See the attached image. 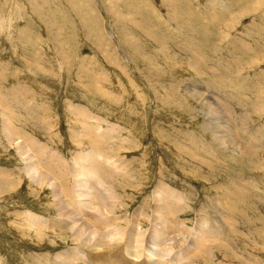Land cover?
Masks as SVG:
<instances>
[{
  "label": "rangeland",
  "instance_id": "1",
  "mask_svg": "<svg viewBox=\"0 0 264 264\" xmlns=\"http://www.w3.org/2000/svg\"><path fill=\"white\" fill-rule=\"evenodd\" d=\"M230 84L234 100L217 94ZM190 89L214 92L211 100L225 112L209 123L210 109ZM214 123L232 127L240 144H222ZM87 125L101 132L95 134L105 154L97 160L108 179L98 186L117 210H98L89 197L75 196L69 218L76 227L89 215L123 217L126 235L150 241L168 222L163 233L170 236L155 248L164 262H206L196 253L185 257L192 242H209L212 253L203 256L211 264H264V0H0V177L8 176L0 184V264H93L85 257L95 253L77 249L73 232L45 226L60 220L54 206L66 204L61 187L55 197L23 170L35 162L51 176L56 163L88 175L76 165L91 156L96 138ZM42 145L44 157L35 153ZM161 186L186 195L168 221L156 220ZM230 204L237 208L227 227L231 241L207 234L213 222L225 221L222 209ZM35 217L45 226L41 235L27 227ZM171 224L190 234L175 243ZM91 231L85 237L117 238L114 226ZM147 256L140 262L155 261Z\"/></svg>",
  "mask_w": 264,
  "mask_h": 264
},
{
  "label": "bare ground",
  "instance_id": "2",
  "mask_svg": "<svg viewBox=\"0 0 264 264\" xmlns=\"http://www.w3.org/2000/svg\"><path fill=\"white\" fill-rule=\"evenodd\" d=\"M224 2H221L220 5H222ZM179 3H177V10L180 8V6H178ZM26 7V6H25ZM138 21V20H137ZM142 22V21H141ZM135 24V21L133 22ZM138 28H140L139 25H136ZM142 27V26H141ZM144 30H146V34L147 33H150L148 31V29H145L144 27L142 28ZM151 38L154 39V37L152 36ZM191 65L193 68H195L196 72L200 73V72H203L198 66L197 64L194 62V61H191ZM200 76V75H199ZM201 79V78H200ZM217 79V78H216ZM219 83V81L217 82ZM214 86H217V84H214ZM199 88V87H198ZM223 88L221 91L224 92V90L226 91L224 94H220V93H217L216 90H217V87H210L206 90H214V92H216L218 95H220L221 97H226L229 98V99H233L234 100V94L232 91L233 90V87H232V84H230L229 86H225V87H221ZM200 89V88H199ZM199 89H190V91H196L197 94L201 97H199L200 99H197V100H200L201 102L205 101L204 102V105L205 107H207L208 109H210L211 113H210V116L211 118L209 120H207L209 123L210 122H214V115H216V113H220L221 111H224L225 112V106L222 107V104L221 107L222 109L218 106V104H216V102L214 100H211L212 97H214V92H211V94L213 95H207V93H202V95H200V91ZM241 91V90H240ZM238 93H239V90H238ZM207 95V96H206ZM242 95V94H241ZM216 98H218V96H215ZM242 97V96H240ZM217 100V99H216ZM220 100V98H219ZM236 100V98H235ZM218 101V100H217ZM225 101V100H224ZM235 102V101H234ZM237 102V101H236ZM228 103V102H226ZM226 105V104H225ZM242 105V104H241ZM229 109L230 110H227V111H230L232 113V111H235L234 109V106L231 104L228 105ZM227 107V108H228ZM239 107V106H238ZM226 108V109H227ZM233 108V109H231ZM209 111V112H210ZM228 113V112H227ZM233 114V113H232ZM231 115V114H230ZM234 115V114H233ZM239 115V114H238ZM237 115V117L239 118V116ZM209 116V117H210ZM213 116V117H212ZM222 116V115H221ZM233 117V116H232ZM235 117V115H234ZM237 118V119H238ZM241 118V117H240ZM225 120V119H224ZM235 120V119H234ZM239 120V119H238ZM97 121V120H96ZM240 121V120H239ZM244 121V120H243ZM224 122V121H223ZM218 123V122H217ZM229 122H227L228 124ZM239 123H243L242 121L239 122ZM220 125V124H219ZM84 126V125H83ZM214 126L216 129H219V133L223 134L222 137L223 140L219 139L220 137L218 136V140L221 141L222 144H224L226 142V140L228 142H232V145L233 144H240V141L239 139L236 138V134H234V132H232L233 130L232 127L231 129H229L228 127L224 128L225 130H228V131H225L223 130L222 128H220L216 123H214ZM228 126V125H227ZM239 126V125H238ZM87 127L89 130H88V134L89 136H92L94 135L98 130H96L97 128L92 125H87L85 126ZM209 127V126H208ZM213 128V126H211ZM230 127V125H229ZM242 127V125H241ZM93 128H96L95 129V133H93L94 131H92L91 129ZM101 127H99L98 129H100ZM234 128V126H233ZM237 128V127H236ZM5 130H8L7 126H5ZM115 129H112L110 131H113ZM235 132L237 131L235 128H234ZM246 130V129H245ZM101 130H99L100 132ZM218 131V130H217ZM233 134H232V133ZM101 133V132H100ZM98 134V135H101V134ZM96 134L94 136H96ZM220 135V134H219ZM102 136V135H101ZM236 138V139H235ZM240 138V137H239ZM248 139V138H247ZM259 139V138H258ZM257 139V140H258ZM13 140V139H12ZM92 142H93V145H92V148H91V151H90V154L91 156H83L81 157V160L76 162V165H78V170H81L82 172H85L86 174L88 173V175H71V173L73 172H76L77 169L75 168V166L71 167L70 168V171L69 170H65L63 168L64 165L60 164V165H57L56 163H53L52 167L54 169V172L56 173L55 175H48V172H49V168L48 166H45L41 167V170L43 171L44 168H46V172L45 174L43 172H40L39 171V168L38 166L36 165L35 162H33L32 166H28V165H31V163H29L28 165L25 164L26 167H23V170L26 172V175L29 177V179H31V182L35 185V186H39V187H42V186H49L55 193H54V196L55 197H58L57 193H56V188L58 187V190H60L59 188L61 187L62 191H63V194H64V197L66 199V204L64 205L63 204H60L59 201L57 203V205H55L54 207H56L57 209V212H58V217L60 220H57V219H53L52 221L50 220H46V223L45 226H51L52 224L56 223V229H59L58 231L63 233L65 231H70V232H73V236H74V240L76 242V245H77V249H79V247H85L83 249H85V252L88 250V251H91V252H94L95 253V257L94 258H91L88 254L86 255L85 259L88 260V259H91L93 261V264H183L181 263V260L180 261H162V258L155 252V248H161L162 246L165 245V242L167 241L166 237L170 234H165L163 233L164 230H168L169 229V224L168 222L162 224L160 223V227L161 229L158 230L159 234L158 235H153L151 236V239L149 241V239H141L142 237L140 236H137L136 238L135 237H130L128 235H126V231L125 230H121L120 227L121 226V220L123 219L122 218H112V216L110 218H99V217H96V216H91L89 215V217H86L87 220H86V224H82V225H79V227L77 228L76 225H77V222L76 221H73V220H70L69 218V208L70 209H75L74 208V201H73V198L76 196V198L78 197H89L92 201L90 204H93L95 206H97L98 210H103V209H106V208H109V211L110 212H114L115 209L117 210V208L114 206L113 203H111L109 201V196H105L103 193V191L99 188L98 186V182L99 184H103L105 182V178L108 179V176L106 177V175L104 174L103 175V171H102V168L101 166V163L99 165V159L97 160L98 157L102 156L103 154V150H99V148L101 149L99 145V143L97 141L98 138L96 136V138H91ZM217 140V139H215ZM100 142V141H99ZM258 143V142H255V144ZM254 144V143H253ZM259 144V143H258ZM261 144V143H260ZM226 145V144H225ZM224 145V147H225ZM24 146V145H23ZM223 146V145H222ZM236 146V145H235ZM25 147V146H24ZM99 147V148H98ZM221 147V146H220ZM228 147V146H227ZM21 148V146H20ZM22 150V148H21ZM27 150V149H26ZM26 150H23L21 151L20 153L22 155H25L27 153ZM45 151L47 152V148H45V146H41L39 148H37L35 150V153L39 154L40 156H46V153ZM103 151V152H101ZM256 151V150H254ZM29 153H31L29 151ZM33 153V152H32ZM221 153V152H220ZM28 154V153H27ZM80 154V153H79ZM88 154V153H87ZM105 154V152H104ZM33 155V154H31ZM85 155V154H84ZM258 156V155H257ZM78 157V158H80ZM33 158V157H32ZM105 158V156H104ZM264 160V159H263ZM76 161V160H75ZM47 164V163H46ZM104 166V165H103ZM74 169V170H73ZM45 171V170H44ZM78 172V171H77ZM43 173V175L41 174ZM5 177H8V176H1L0 177V184L2 185H5L6 184V181H5ZM114 178V177H113ZM111 179V178H109ZM55 180V182H54ZM113 182V181H112ZM114 183V182H113ZM109 184V183H108ZM112 183H110L109 185H111ZM162 184V183H161ZM108 185V186H109ZM159 187V186H158ZM157 187V188H158ZM111 188V187H110ZM115 188V187H113ZM112 188V189H113ZM162 188V186H161ZM164 188V186H163ZM162 188V189H163ZM166 188V187H165ZM164 188V189H165ZM223 188V187H222ZM161 189V190H162ZM163 189V194L164 195V200L162 202V204L160 205H157L159 207H157V210L156 211H160L162 212L161 214L158 213V217L156 218L157 221H159L161 219H165L168 221V216L170 214H173V213H176V211L178 210V207L180 205V201L181 202H184L185 201H182L184 199V196L186 197L185 194H183L184 196H182L181 192H177V194L175 193L176 190H172V189H169V187H167V189L164 190ZM104 190V189H103ZM61 191V192H62ZM60 192V193H61ZM161 193V192H160ZM117 194H114L112 192L111 194V197L113 198H117V196H115ZM236 195V194H235ZM110 197V198H111ZM238 197V196H236ZM221 198V197H220ZM157 199V198H156ZM161 199V198H159ZM222 199V198H221ZM117 199H113V201H116ZM162 200V199H161ZM186 200V199H185ZM169 201L170 204H176L174 206H170L169 204H167ZM79 202V201H78ZM122 202V201H121ZM167 202V203H166ZM74 203V204H73ZM183 203V204H184ZM233 203V202H232ZM113 204V205H112ZM120 204V203H119ZM156 204V203H155ZM64 205V206H63ZM101 205H103L101 207ZM122 205V203H121ZM117 206V205H116ZM184 206V205H183ZM182 206V207H183ZM224 206V205H223ZM230 208L231 210L229 209V211H224L222 209V216L224 217V220L223 221L222 219L219 220V227L217 226V222H213L211 227L214 229V231H210V233L208 232L207 234H213V237H215L217 234H219V236L217 237H220V235H222L223 238H226L227 237V241H231V238H229L228 234L230 233V231L228 229L230 228H227L229 225L231 226L232 224V221H233V218L234 220H236V215H234V217H232L234 213V211H237L235 209L236 206L235 204H230ZM180 208V207H179ZM147 209V208H146ZM176 210V211H175ZM226 210V209H225ZM108 210H107V213H110ZM216 211V210H215ZM240 211V210H239ZM143 212V211H142ZM153 212L155 213V210H153ZM182 212V211H181ZM117 213V211H116ZM241 214V213H240ZM28 216H31L32 213H28L27 214ZM34 215V214H33ZM108 215V214H107ZM111 215V213H110ZM113 215V214H112ZM143 215H144V212H143ZM163 217H162V216ZM219 215V214H218ZM244 215V214H243ZM35 216V215H34ZM106 216V214H105ZM173 216H176V215H173ZM104 217V215H103ZM152 217V216H151ZM155 217V215H154ZM213 217V216H212ZM30 218V217H29ZM36 219L38 217H35ZM34 218V219H35ZM209 218V217H208ZM239 218V217H238ZM35 219V222L36 223H30L27 225V227L31 230L33 227H36V231H37V234L38 235H41L43 233V230L40 229V228H44L45 226L42 227V220H40V217L36 220ZM43 219V218H41ZM132 219V218H131ZM130 219V221H124L126 222L125 224L127 225H131V222L132 220ZM138 219V218H137ZM240 219V218H239ZM244 219V218H243ZM28 220V218H27ZM127 220V219H126ZM163 220V221H165ZM218 220V219H217ZM31 221V219H30ZM139 222H135L139 227L140 225H144L141 223V220H138ZM154 221V220H153ZM152 221V222H153ZM211 221V219L209 218V221L208 223ZM230 221V222H229ZM238 221V219H237ZM246 221V220H245ZM146 222V221H145ZM170 222V221H169ZM172 222V221H171ZM200 222V220H199ZM234 222V221H233ZM41 223V224H40ZM133 223V222H132ZM156 224V223H155ZM200 224V223H199ZM198 224V225H199ZM235 223H233L234 225ZM247 224V223H246ZM153 225V224H152ZM201 225V224H200ZM232 225V227H233ZM237 225V224H235ZM111 226H114V228L116 229V239H113V238H110L111 236L110 235H107V236H99L98 238H91L89 236L85 237V232L87 233L88 230H92L91 232L93 233V235H95L94 233H97V235H99L98 233H103L104 231V228H109ZM154 226V225H153ZM177 225L176 224H171V229H172V234L171 235H174V234H177L178 232V236L174 238V241L175 243H178L180 241L179 238L183 237V236H186L187 235V232H189L190 230L188 229L186 231V228H183L181 226H179V228H175ZM103 227V228H102ZM128 227V226H127ZM125 227V228H127ZM134 227V226H133ZM54 229V228H52ZM123 229V228H122ZM178 229H181L179 231H177ZM35 231V229H33ZM239 230V229H238ZM192 231V230H191ZM205 231L207 232V230L205 229ZM170 232V231H169ZM233 232V231H232ZM112 233V232H111ZM200 233V232H199ZM236 233V232H234ZM233 233V234H234ZM139 234V233H138ZM190 234V232H189ZM202 234H206L205 232L202 233ZM88 235V234H87ZM92 235V234H91ZM113 236L115 235V233L112 234ZM203 236V235H202ZM231 236V235H230ZM145 237V236H144ZM159 238H162L161 241L158 242ZM201 238V237H200ZM110 239V240H109ZM178 239V240H177ZM213 239H216V238H213ZM140 240V244L138 246H135L134 244ZM150 242V244L154 247V249L152 250L150 248V250L147 249V246L146 248H144L143 246V242ZM187 241V240H186ZM216 242V241H215ZM171 243V242H170ZM193 244H191V248H193V251H191L189 254H186V259L190 258L191 259V256L193 255V253H196L195 255L199 254L198 257L201 256V259L206 261V262H203L201 261V264H211L210 261L207 260V258H205L203 255H206V252L207 254L208 253H212V251L209 252V249L211 250V247L209 246H206V245H209V242H205L203 244H200L198 242H192ZM217 243V242H216ZM215 243V244H216ZM147 245V244H146ZM176 246V245H175ZM184 246V245H183ZM202 246H204L203 248H207V249H203ZM82 249V248H81ZM166 249V248H165ZM184 250V249H183ZM76 251V250H75ZM78 251V250H77ZM84 251V250H82ZM190 251V250H189ZM144 253H146V256L147 255H150L149 257L154 259L155 261L153 263H146L145 261L143 262H140L141 258H143L142 256L144 255ZM79 255V254H78ZM94 255V254H93ZM209 256V255H208ZM61 257V256H60ZM83 260L84 261V256H82ZM148 257V256H147ZM195 257V256H194ZM78 258V256H77ZM81 258V257H80ZM146 258V257H145ZM211 258V257H210ZM62 260V258H60ZM197 259V258H196ZM60 260V261H61ZM144 260V259H143ZM185 260V259H184ZM153 261V260H152ZM195 261V260H193ZM65 262V261H63ZM70 262V261H69ZM81 262V261H80ZM196 262V261H195ZM62 264H69L68 262H65V263H62ZM92 264V263H91ZM190 264V263H189ZM200 264V263H199Z\"/></svg>",
  "mask_w": 264,
  "mask_h": 264
}]
</instances>
